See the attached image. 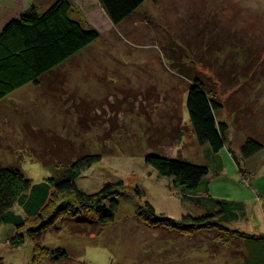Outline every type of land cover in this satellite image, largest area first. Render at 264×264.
I'll use <instances>...</instances> for the list:
<instances>
[{"label": "rangeland", "instance_id": "obj_1", "mask_svg": "<svg viewBox=\"0 0 264 264\" xmlns=\"http://www.w3.org/2000/svg\"><path fill=\"white\" fill-rule=\"evenodd\" d=\"M52 1L0 0V26ZM70 1L85 30L100 37L0 101V165L42 185L58 175V165L100 155L76 183L91 194L122 182L116 220L97 229L60 223L22 245L11 241L16 228L0 222V264H35L38 246L67 258L36 264H244L242 246L217 243L215 233L186 236L150 227L139 211L148 201L174 220L207 213L205 202L185 199L193 194L147 165L148 155L208 167L199 196L208 188L215 199L252 196L264 204V153L249 161L241 154L249 138L264 145V0H148L117 27L100 14L99 1ZM195 78L222 105L217 119L228 125L227 145L218 154L222 171L190 122L186 103ZM239 168L255 176L246 181ZM14 211L26 216L20 206ZM245 222L234 228L254 233L259 226L252 218Z\"/></svg>", "mask_w": 264, "mask_h": 264}, {"label": "trees", "instance_id": "obj_2", "mask_svg": "<svg viewBox=\"0 0 264 264\" xmlns=\"http://www.w3.org/2000/svg\"><path fill=\"white\" fill-rule=\"evenodd\" d=\"M98 1L112 23L118 26L139 13L148 0ZM73 10L70 0H55L46 9L32 5L2 28L0 101L28 84L38 83L100 37L95 29L85 30ZM186 106L198 142L210 145L214 163L221 169L218 154L228 142V125L217 119L222 105L209 95L203 81L195 78L188 91ZM263 150L264 145L259 140L249 138L241 147L242 159L252 160ZM100 160V155L88 154L68 166L60 164L58 175L42 185H35L17 167L0 165V222L16 228V235L11 240L13 244L22 245L26 239L34 240L64 222L96 229L113 224L123 183L108 182L101 190L91 194L80 189L76 183L83 172ZM145 162L161 176L173 179L175 187H182L193 194H186L185 199L200 204L205 202L202 205L207 213L174 220L159 214L146 201L139 211L140 221L150 227L166 228L186 236L200 232L215 233L217 243L242 246L244 264H264V235L234 228L247 217L244 203L215 199L209 195L208 188L203 196L198 195L209 175L208 167L156 155H148ZM239 170L247 181L249 173L241 168ZM136 193L143 196L138 187ZM17 206L24 209L26 216L14 211ZM82 232L84 229L78 230V233ZM42 258H53L59 262L66 259L67 254L38 246L33 262L36 264Z\"/></svg>", "mask_w": 264, "mask_h": 264}, {"label": "crops", "instance_id": "obj_3", "mask_svg": "<svg viewBox=\"0 0 264 264\" xmlns=\"http://www.w3.org/2000/svg\"><path fill=\"white\" fill-rule=\"evenodd\" d=\"M55 1V0H54ZM54 1H52V3L54 2ZM87 0H82V2L83 3H85ZM97 2H98V0H97ZM148 2V1H147ZM51 3V4H52ZM99 3V2H98ZM51 4H47V8L51 5ZM146 3H144V5H145ZM143 5V6H144ZM99 6H100V8H101V10H100V14H103L104 16H105V19H106V21L107 22H109L110 24H112V26L114 27L115 25L112 23V21L110 20V18L107 16V14H106V12L104 11V9L102 8V6L100 5V3H99ZM142 6V7H143ZM26 8H28V7H26ZM26 8H22L21 9V11L23 10V11H25V9ZM20 11V12H21ZM141 11V10H140ZM19 12V13H20ZM140 13V12H139ZM139 13H136V14H139ZM85 16V15H84ZM86 17V16H85ZM6 19L7 18H5L4 19V21H3V23H2V26H0V31L2 30V28L7 24V22H8V19H7V21H6ZM78 19V18H77ZM131 19H133V17H131L129 20H131ZM79 20V19H78ZM81 20V19H80ZM128 21V20H127ZM127 21H125V22H123L122 24H120V25H124ZM1 25V24H0ZM119 25V26H120ZM115 27H117V26H115ZM262 153H264V150H263V152ZM261 153V154H262ZM261 156V155H260ZM215 164V166L216 167H219V165L218 164H216V163H214ZM223 167V166H222ZM246 170V172L247 173H249L250 175H254L255 176V174H253V172H252V169H250V170H248V169H245ZM220 171H222L221 169H220ZM245 172V173H246ZM257 179V178H256ZM255 183H257V180H255ZM252 185H253V183H252ZM257 192H255V194H256ZM258 194V193H257ZM259 195V194H258ZM230 201V200H229ZM235 202H243L244 203V205H245V208H246V213H247V217L243 220V221H240L239 223H237L238 225H240L241 223H243V222H245V223H250L251 222V218L252 219H254V220H257V223H259V226H257V227H252V229H253V232L254 233H251V234H255V235H264V204H263V202H262V200H260L259 202H256V200L255 199H253V197L251 196V197H248V198H244L243 200H239V201H235ZM257 223H255V224H257ZM234 227V226H233ZM237 227V226H236Z\"/></svg>", "mask_w": 264, "mask_h": 264}, {"label": "bare ground", "instance_id": "obj_4", "mask_svg": "<svg viewBox=\"0 0 264 264\" xmlns=\"http://www.w3.org/2000/svg\"><path fill=\"white\" fill-rule=\"evenodd\" d=\"M249 179V178H248ZM246 180V179H245ZM243 203V202H242ZM205 212V211H204Z\"/></svg>", "mask_w": 264, "mask_h": 264}]
</instances>
